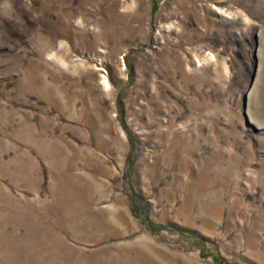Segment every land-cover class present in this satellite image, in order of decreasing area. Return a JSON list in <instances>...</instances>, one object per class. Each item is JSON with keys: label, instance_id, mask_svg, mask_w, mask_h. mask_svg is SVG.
Wrapping results in <instances>:
<instances>
[{"label": "rangeland", "instance_id": "obj_1", "mask_svg": "<svg viewBox=\"0 0 264 264\" xmlns=\"http://www.w3.org/2000/svg\"><path fill=\"white\" fill-rule=\"evenodd\" d=\"M0 264H264V0H0Z\"/></svg>", "mask_w": 264, "mask_h": 264}]
</instances>
